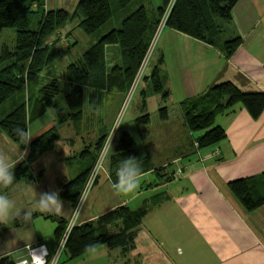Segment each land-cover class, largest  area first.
Masks as SVG:
<instances>
[{"label":"crops","instance_id":"1","mask_svg":"<svg viewBox=\"0 0 264 264\" xmlns=\"http://www.w3.org/2000/svg\"><path fill=\"white\" fill-rule=\"evenodd\" d=\"M223 28L222 41L236 36L242 38L241 45L231 56L226 55L222 42L209 44L173 28L166 30L165 45L159 61L162 62L161 70L167 73L164 84L169 96L160 98L154 111L145 109L142 115L134 119L136 121L123 126L118 136L120 139L127 132L135 141L138 152L135 158L142 171L139 189L129 196H119L111 187L117 179L116 170L120 166L116 165L115 160L122 154L115 150L117 140L114 153L104 164L103 176L98 175L91 197L80 212L77 224L98 222L100 216L120 205L137 209L147 204L149 211L137 228L133 246L126 250L122 246L109 247L103 244L75 258H69L66 254L64 262L264 264V203L258 208L248 209L229 187L230 181L246 177H259L261 185H264V178L261 177L264 173V112L259 118H254L241 103L233 105L215 119V123L226 130V137L210 146L200 147L197 139L204 130H197L199 134L196 135L190 129L182 106L185 99L223 81H232L244 91H264V0H238L233 9L232 22L225 23ZM70 34L71 31L66 32V41ZM57 35L52 44L55 51L58 39L63 36L59 30ZM115 46L110 44L106 47L108 70L114 65L125 63L118 46V50L110 52L112 57H108L109 48ZM66 80L72 89V82L67 77ZM111 88L100 90L85 84L86 94L88 89L91 90L89 102L93 101L94 105L98 102L97 96ZM71 89L65 93L63 101H59V96H56L58 107L68 109L66 95ZM121 93L124 97L125 93ZM38 95L33 99L29 95L26 103L30 111ZM7 101L0 106V120L24 102L19 99L5 106ZM145 105H148V101H145ZM163 106L168 107V119L160 117L159 110ZM145 114H149L150 122L138 123V118ZM85 117L84 112L80 120L59 125L57 106H50L42 115L30 121L28 126L33 135L30 141L53 126H57L59 138L52 150L44 152L25 169L22 168L27 162L28 147L13 141L0 127V154H4L10 162H15L27 151L25 159L13 169L15 179L12 185H0V195L14 202L13 214L5 223L7 230L0 236V259L5 256L15 261L28 258L26 246L40 243L48 247L49 260L55 254L57 222L47 216L71 219L75 207L62 198L60 189L62 184L93 163L87 162L74 176L59 171L64 163L69 164L78 156L71 149L65 153L60 151L61 143L73 145L75 142L73 136L61 137L60 132L66 128L70 132L74 129L79 134L81 126L85 127L82 122ZM154 123L158 124L156 129ZM149 126L155 136L150 133ZM105 134L108 133H102L98 141ZM148 139H152L150 144L156 150L170 151L172 148L171 151H174V142H177L181 151L173 153L171 161L167 158L160 163L152 162L147 149L143 153L139 150V144L146 147ZM87 148L91 150L89 146ZM217 150L219 154H215ZM52 191L59 192L62 206L60 214L38 211L40 194ZM29 211L32 213L31 218L25 221L23 216ZM40 219H50L55 223L46 224ZM97 227L100 229L99 225ZM109 227L102 225L101 230H108Z\"/></svg>","mask_w":264,"mask_h":264},{"label":"trees","instance_id":"2","mask_svg":"<svg viewBox=\"0 0 264 264\" xmlns=\"http://www.w3.org/2000/svg\"><path fill=\"white\" fill-rule=\"evenodd\" d=\"M133 1L116 0L115 9L125 10ZM172 1L161 0L154 15L145 5H140L123 18L120 27L104 34L78 60L68 65L65 76L73 84L71 91L66 95L68 109L58 107L55 102L56 96L62 91L59 80L55 78L39 89L31 111L27 103L23 102L0 120V127L11 139L29 149L27 162L22 169L55 147L59 138L58 129L53 126L28 144L23 142L14 130L28 127L30 121L42 115L50 106H57L59 125L71 120H80L84 113L85 84L100 90L109 87L128 90ZM237 2L238 0H175L166 25L209 44L222 42L226 55L231 56L241 45L242 38L236 36L222 41V34L223 25L232 22L233 9ZM112 4L111 0H78L70 11L63 7L47 8L46 0H0V36L3 29L8 27L16 31L15 47L4 45L0 50V106L18 90L35 80L54 61L57 52L46 42L49 36L77 17L78 26L85 33H96L112 19ZM110 44L119 47L125 63L114 65L108 70L106 47ZM165 79L166 75L162 74L157 65L153 73V90L155 93H161L164 98L169 96V90L164 84ZM237 103H241L252 117L259 118L264 112V91H244L232 81H223L182 101L190 129L204 130L197 139L200 147L210 146L226 137V130L216 124L215 119L219 113ZM160 116L162 119H168L167 106L160 108ZM137 121L149 123L150 116L145 114ZM106 137L107 134L97 142V153L93 157L91 167L67 181L60 189L62 198L70 201L74 207L87 184ZM115 150L122 153L119 157L116 155V165H120L125 158L136 157L138 154L135 141L127 132L118 139ZM83 152L90 153V149L87 148ZM261 177L264 178V173ZM229 187L248 209L258 208L264 203V185H261L259 177L238 178L230 181ZM148 211L147 204L137 209L120 205L100 216L99 223L110 225L108 230L103 231L98 229L97 222L76 224L68 236L64 252L69 258H75L103 244L109 247L122 246L129 250L133 246L137 228ZM47 217H52L57 222L55 233L59 241L69 220L51 215ZM6 230V224L0 222V236ZM88 246L93 247L90 249ZM0 264H16V261L10 256H5L0 259Z\"/></svg>","mask_w":264,"mask_h":264},{"label":"rangeland","instance_id":"3","mask_svg":"<svg viewBox=\"0 0 264 264\" xmlns=\"http://www.w3.org/2000/svg\"><path fill=\"white\" fill-rule=\"evenodd\" d=\"M77 1L78 0H56V1L46 0V7L47 8L63 7L71 11L74 9ZM111 2L113 3L112 8L114 9V15L112 19L108 21L96 33H93V34L85 33L81 29V27L78 26V23H79L78 17L75 20L68 21L65 27L59 30L62 32L63 36L62 38L60 37V39H58L57 41L58 43L55 46L57 55L55 57L54 62L51 63L48 67H46L40 73V75L34 81H32L26 88H22L18 90L17 93L12 98H10L7 101V103H5V106H8L13 101L19 100V99L20 100L22 99V101L27 102L29 95L33 99L34 96H37L39 94V89L44 84H46L47 82L55 78H57L60 81V84L62 87V92L57 95L59 96L58 99L59 101H63L65 93L71 89V87L67 85V80L65 77V73H66V70L69 64L78 60L84 54V52L88 50L94 43H96L104 34L109 32L113 28L120 27L123 18L126 17L131 12H133L140 5H145L148 11L152 15H154V12L156 11L157 7L161 4V0H134L127 7V9L118 10V9H115L117 8L116 0H111ZM169 28L171 27L166 25L160 31V34L155 44V48L150 56L148 67L134 93L131 92L132 85L126 91H122L118 89L117 87L111 88V90L108 92L100 93L97 96L98 102L96 103V105H94V102L93 101L89 102V98H88L91 90L90 89L87 90V94H86L87 102L85 104V109H84L86 117L82 121L83 123H85V127L81 126V129L79 130V134H76L74 129L72 130V132H70L66 128L65 129L63 128L60 132L61 137L73 136L74 141H75L73 145H70L68 143H61L60 151H64L63 153H65L66 151L71 149L72 151L77 152L78 156L76 159H73V162L69 164L64 163L61 167H59V171L69 172L71 173L70 175H73V176L77 175L80 169L87 162H92L93 157L97 153V149H96L97 141L102 133L109 134L112 132L113 127L116 124L120 123L122 120L127 121L118 127V132L116 136V141H117L118 136H120L119 134L123 129V126H127L131 121H136L134 119H136L138 115H142L145 109H147L149 112L154 111L156 109L157 101L163 96L161 93L157 95L153 90V73H154L155 66L158 65L161 68V62L159 60L162 56V52H163L162 48H164V45H165L164 34L165 32H167L166 30H170ZM67 31H71V34L68 36L69 38H67V41H66L65 36H66ZM57 32L49 36L46 42L49 43L50 45L54 44L56 40L55 38L58 37ZM4 45H7L12 48L15 47L16 31L14 28L8 27V28L3 29L1 36H0V50ZM116 50H118L117 46L110 47L109 53L107 54L108 57L111 56L110 52L116 51ZM118 63H121V62L119 61ZM162 74L167 75L165 71H162ZM25 89H27V95L25 94ZM121 92L125 93L124 97H123V93ZM129 96L131 99L128 101L129 98L127 97ZM145 101H148V105H145ZM159 113H160V110H159ZM157 125H158L157 123L153 124L154 129H156ZM149 131L150 133L153 134V129L150 126H149ZM194 132L196 135L199 134L198 131H194ZM153 135L155 136V132ZM139 137H142V136H139ZM149 137L150 136H148V138ZM151 142H152V139H148V143L146 147L142 146L140 143L139 150L141 153H143V150L147 149L148 153L151 154V157H150L151 161L155 163L157 162L160 163L166 160L167 158H169L168 161H171L172 158L170 157H172V154L173 153L177 154L181 151L180 150L181 148L177 147L178 145L177 142H174V145L176 147L174 151H171L172 148L170 149V151H168L169 149L164 150V151L156 150L154 146L150 144ZM115 143L112 144L113 150H114ZM87 146L91 148L89 154L87 152H83L85 149H87ZM84 155L85 157H83ZM110 155L108 156L107 159L104 160L105 165H106V162L109 161ZM103 168H105L104 165H103ZM103 173L100 176H103ZM91 194H92V187H91V191L89 194L90 197H91ZM93 210H97V208H94ZM40 222H46V224H52V222L55 223V221L53 220L51 221L50 219H47V221L46 219L45 221L40 219ZM96 224L99 225V228H100L99 230L101 231L102 224L99 222H97ZM57 248H58V243H57ZM65 260H66V253L63 252L57 264H71L68 261L64 262Z\"/></svg>","mask_w":264,"mask_h":264},{"label":"clouds","instance_id":"4","mask_svg":"<svg viewBox=\"0 0 264 264\" xmlns=\"http://www.w3.org/2000/svg\"><path fill=\"white\" fill-rule=\"evenodd\" d=\"M25 94L27 95V89H25ZM125 122L127 121L122 120L113 127L108 144L102 150V158L98 161V165L94 169L95 175H100L103 173V160L107 159L110 154L114 153L112 146L113 134L115 130ZM14 131L16 132L17 136L26 144H28L33 137L30 126L23 129L16 128ZM26 156L27 151L25 150L15 162H10L4 154H0V185L4 187L12 185L15 179L13 169L15 168V165L21 160H24ZM116 177V181L111 184V187L116 195L129 196L134 194L139 189L142 179V171L139 167L137 158L130 156L121 161L119 168L116 170ZM90 191L91 181H89V183L86 185L85 191H83L78 197L75 213L76 218H78L79 211L85 206ZM61 207L60 195L58 191L41 193L40 198L37 201V210L45 214H60ZM13 208L14 202L11 201L7 196L0 195V222H7L10 215L13 214ZM16 214L18 215L19 213ZM31 215V211L26 212L23 216V219L28 221L31 218ZM73 223H75V219ZM28 247L30 254L32 255V264H46L44 256L36 254L35 251L31 249L30 245ZM88 247L91 249L93 246Z\"/></svg>","mask_w":264,"mask_h":264},{"label":"built area","instance_id":"5","mask_svg":"<svg viewBox=\"0 0 264 264\" xmlns=\"http://www.w3.org/2000/svg\"><path fill=\"white\" fill-rule=\"evenodd\" d=\"M174 3H175V0L172 1V3L167 8L164 16L161 19V22H160V24L158 26V29H157V31H156V33L154 35V38H153L152 43L150 45V48H149V50H148V52L146 54V57L144 58L143 63L141 65L140 69H139V72H138L137 76L135 77V79L133 81V84H132V87H131V90H132L131 92L132 93H134L136 91L139 82L141 81V79L143 78V76L145 74V71H146V69L148 67V62H149L150 56H151V54H152V52H153V50L155 48V44H156V41H157L158 36L160 34V31L163 29L164 26H166L168 17L170 15V12H171V9H172ZM130 96H132V95H130ZM130 96L127 97V98H129L128 101L131 99ZM117 132H118V128L115 130V132L113 134L112 144L115 143V141H116ZM111 133L107 134V137L105 139V143H104V145L102 147V150L107 146L108 140H109V138L111 136ZM102 150L100 152L101 155L100 154L98 155V158H97V160L95 162V165H94V167H93V169H92V171L90 173L89 179L87 181V184L89 183V181H91V187H93V184L95 183V181H96V179L98 177V175L94 174V169L97 167L98 161L102 158ZM215 154H219V150H217L215 152ZM103 165H104V160H103ZM85 188H86V186H85ZM85 188H84L83 191H85ZM76 208H77V204L75 206V209H74V212H73V216L68 221L66 229H65L63 235L61 236L59 242H58V248H57L55 254L51 257L50 260H49L50 252H49L48 247L46 246V244L40 243V244L30 245L31 249L34 250L36 254L42 255V256L45 257L46 264H57L60 256L63 254V252L65 250V246H66V242H67L68 236H69L72 228L77 224L80 212L82 210L81 209L79 211L78 218H76L75 217ZM74 219H75V223H73ZM28 246L29 245H27L26 248H27V252H28L29 258L18 260V261H16V264H32V255L30 254V250H29Z\"/></svg>","mask_w":264,"mask_h":264}]
</instances>
